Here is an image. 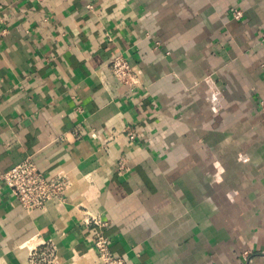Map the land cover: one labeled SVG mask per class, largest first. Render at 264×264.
Listing matches in <instances>:
<instances>
[{
    "label": "crops",
    "instance_id": "1",
    "mask_svg": "<svg viewBox=\"0 0 264 264\" xmlns=\"http://www.w3.org/2000/svg\"><path fill=\"white\" fill-rule=\"evenodd\" d=\"M263 31L264 0H0V264H103L88 212L128 264H264ZM28 156L65 200L22 207Z\"/></svg>",
    "mask_w": 264,
    "mask_h": 264
},
{
    "label": "built area",
    "instance_id": "2",
    "mask_svg": "<svg viewBox=\"0 0 264 264\" xmlns=\"http://www.w3.org/2000/svg\"><path fill=\"white\" fill-rule=\"evenodd\" d=\"M232 14L234 18H241L243 11L234 9ZM109 40L111 39L109 38ZM261 41L264 43V31L261 35ZM109 68L115 77L129 89L133 90L140 85L141 79L138 72L123 54L115 55L109 62ZM128 129L129 138L134 140L137 132L132 128ZM119 167L127 168L124 161L120 163ZM1 179L10 187L26 211L43 210L47 203L53 199L65 200L66 191L71 183L65 174L48 176L43 173L31 156L6 170L1 175ZM84 222L96 227L93 242L103 264H128L125 259L116 257L111 251L110 238L100 230L106 225L105 221L88 212L85 214ZM57 259L56 246L53 243H44L29 253L28 264H54Z\"/></svg>",
    "mask_w": 264,
    "mask_h": 264
}]
</instances>
